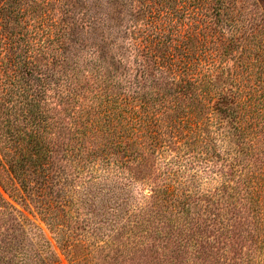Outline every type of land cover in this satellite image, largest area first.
<instances>
[{
    "label": "trees",
    "instance_id": "16d2710c",
    "mask_svg": "<svg viewBox=\"0 0 264 264\" xmlns=\"http://www.w3.org/2000/svg\"><path fill=\"white\" fill-rule=\"evenodd\" d=\"M218 148L264 248V0H0L1 216L16 219L20 196L62 235L58 155L80 158L75 167L99 161L114 186L155 156ZM118 200L91 203L94 235ZM109 237L101 250L117 241ZM60 245L81 264L70 240ZM43 246H29L22 264H63ZM0 264L20 263L4 255Z\"/></svg>",
    "mask_w": 264,
    "mask_h": 264
},
{
    "label": "rangeland",
    "instance_id": "374dc122",
    "mask_svg": "<svg viewBox=\"0 0 264 264\" xmlns=\"http://www.w3.org/2000/svg\"><path fill=\"white\" fill-rule=\"evenodd\" d=\"M217 128L215 124L210 126L213 132H218ZM216 150L184 151L181 157L173 153L155 156L150 168L133 178L126 171V179L114 186L105 181V167L99 161L75 167L80 158L73 163L58 155L63 171L56 173L60 177L55 180L54 197L59 192L55 211L62 235L42 219L41 209L19 196L13 202L19 211L16 219L0 215V246L12 242L8 247L11 254L0 251V259L6 255L22 264L30 253L29 246L39 242L63 264H73L60 245L65 238L73 243L72 254L81 264H257L264 248L262 233H254L257 226L252 203L242 198L244 192L239 197L232 190L237 180L230 176L232 171L221 158L225 151ZM224 182L227 192L221 187ZM110 187L115 188L113 193L107 192ZM169 188L175 189L174 197L169 198L165 192ZM153 190L160 193L157 202ZM112 197H118L123 205L118 210L115 202L108 203L114 208L104 205L107 228L96 236L89 228L94 207L91 203L103 205ZM141 206H147L144 212H140ZM109 235H115L117 241L101 250L104 242L110 241ZM81 239L86 247L74 244Z\"/></svg>",
    "mask_w": 264,
    "mask_h": 264
}]
</instances>
